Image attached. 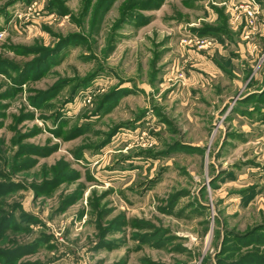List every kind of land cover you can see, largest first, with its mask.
Segmentation results:
<instances>
[{"label": "rangeland", "instance_id": "1", "mask_svg": "<svg viewBox=\"0 0 264 264\" xmlns=\"http://www.w3.org/2000/svg\"><path fill=\"white\" fill-rule=\"evenodd\" d=\"M242 2L0 0V217L28 224L0 250L44 238L0 264L264 259V5L252 28Z\"/></svg>", "mask_w": 264, "mask_h": 264}, {"label": "trees", "instance_id": "2", "mask_svg": "<svg viewBox=\"0 0 264 264\" xmlns=\"http://www.w3.org/2000/svg\"><path fill=\"white\" fill-rule=\"evenodd\" d=\"M49 53H52V52L46 51V53H44V54L48 55ZM38 61H41V60L38 59L36 62H38ZM36 62H33V64L31 63V65H34ZM26 71H29V69L27 68L25 70V72ZM17 187H18V184H15L13 182H1L0 183V193H3L4 191L13 190ZM35 187L40 188V189H44V185L41 186L42 188L39 186H35ZM41 192H44V190H41ZM68 203H72V202H68ZM17 206H19V205L18 204L14 205L13 207H11V210L9 212H5V214L0 217V237L2 235H4L9 228L14 227L15 229H24L25 227H28V224L25 226L22 223L15 221V210H16ZM27 219L32 221L33 220L32 215L25 214L23 217V220H27ZM237 237H239V236H237ZM38 241H44V238L40 237L34 241H31V242H28L25 244H19L14 249H11L9 252L0 250V262L3 261V257L5 255H8V253L12 258L16 259L17 257H20V256H22L28 252H32L37 247ZM103 244H104V242H103V240H101V243L99 245L102 246ZM258 257L259 256L254 257V254L252 253V254L241 256L239 259L234 260L233 262H227V263L222 258H219L217 263L218 264H247V263L248 264H261V263H263L264 259L258 258ZM260 259H262V260H260Z\"/></svg>", "mask_w": 264, "mask_h": 264}, {"label": "built area", "instance_id": "3", "mask_svg": "<svg viewBox=\"0 0 264 264\" xmlns=\"http://www.w3.org/2000/svg\"><path fill=\"white\" fill-rule=\"evenodd\" d=\"M242 7L246 12L247 23L252 26V28L257 27V19L260 11L259 0H243Z\"/></svg>", "mask_w": 264, "mask_h": 264}, {"label": "crops", "instance_id": "4", "mask_svg": "<svg viewBox=\"0 0 264 264\" xmlns=\"http://www.w3.org/2000/svg\"><path fill=\"white\" fill-rule=\"evenodd\" d=\"M262 1V4L264 5V0H261ZM262 33L264 35V29L262 30Z\"/></svg>", "mask_w": 264, "mask_h": 264}]
</instances>
